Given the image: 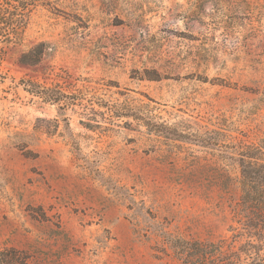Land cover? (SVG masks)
I'll return each instance as SVG.
<instances>
[{"label": "rangeland", "instance_id": "1", "mask_svg": "<svg viewBox=\"0 0 264 264\" xmlns=\"http://www.w3.org/2000/svg\"><path fill=\"white\" fill-rule=\"evenodd\" d=\"M21 16L20 45L0 25V249L181 264L176 239L230 237L231 147L264 152V0H39Z\"/></svg>", "mask_w": 264, "mask_h": 264}, {"label": "trees", "instance_id": "2", "mask_svg": "<svg viewBox=\"0 0 264 264\" xmlns=\"http://www.w3.org/2000/svg\"><path fill=\"white\" fill-rule=\"evenodd\" d=\"M39 0H7L0 3V25L7 23V44L20 45L23 31V16ZM8 14L7 20L4 15ZM6 20V21H4ZM45 50L38 43L21 54L18 63L33 66L38 64ZM23 84L26 91L45 103L63 104L61 93L44 89L30 81ZM192 135H182L188 140ZM237 156L239 178L238 197L231 206L230 237L217 241L180 240L172 242L171 248L181 264H264V152L253 145L232 146ZM0 264H44L34 259L27 251L15 248L0 249Z\"/></svg>", "mask_w": 264, "mask_h": 264}]
</instances>
